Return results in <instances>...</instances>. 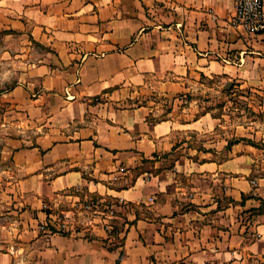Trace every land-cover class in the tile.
<instances>
[{"label": "crops", "instance_id": "crops-1", "mask_svg": "<svg viewBox=\"0 0 264 264\" xmlns=\"http://www.w3.org/2000/svg\"><path fill=\"white\" fill-rule=\"evenodd\" d=\"M234 14L235 0H0L16 183L0 264H264V123L223 132L207 110L232 88L264 112V33ZM83 197L90 221L50 218ZM110 202L126 206L118 230Z\"/></svg>", "mask_w": 264, "mask_h": 264}, {"label": "rangeland", "instance_id": "rangeland-1", "mask_svg": "<svg viewBox=\"0 0 264 264\" xmlns=\"http://www.w3.org/2000/svg\"><path fill=\"white\" fill-rule=\"evenodd\" d=\"M231 89H223L221 94L217 95L215 91H211L212 100L207 110H212L214 116H216L220 122L222 128H219L223 132H233L236 129L242 132H251L257 125L264 123V112L257 109L254 111L253 106L255 103L250 104L241 98V95L245 97V94L231 93ZM220 98H219V97ZM224 127V128H223ZM16 183L10 178L9 171V158H2L0 153V209L1 212H5L10 206V202L14 197V187ZM71 196H75L76 193H70ZM72 201H75L72 199ZM99 202L93 198H80L75 202H61L57 207H52L48 214L50 218L54 219L57 224L67 223L70 228H77L82 223L90 221L94 215L93 206H96ZM92 205L91 210L85 208L86 205ZM104 208H108L109 212H114V218L109 219L108 226L112 229H119L122 225L123 213L126 210V206L120 203H107L104 204ZM136 208V207H135ZM105 209H100L99 216L111 215L109 212H105ZM68 212H70L68 214ZM102 212H105L101 214ZM68 215V216H66ZM52 216V217H51ZM4 221L3 217L1 216ZM67 225V226H68Z\"/></svg>", "mask_w": 264, "mask_h": 264}, {"label": "built area", "instance_id": "built-area-1", "mask_svg": "<svg viewBox=\"0 0 264 264\" xmlns=\"http://www.w3.org/2000/svg\"><path fill=\"white\" fill-rule=\"evenodd\" d=\"M232 24L247 35L264 33V0H235ZM91 206L85 208L91 210Z\"/></svg>", "mask_w": 264, "mask_h": 264}]
</instances>
